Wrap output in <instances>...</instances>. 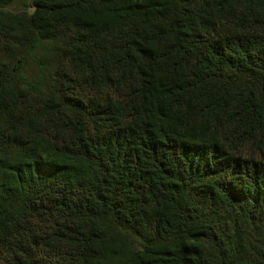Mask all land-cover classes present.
Returning <instances> with one entry per match:
<instances>
[{
  "label": "trees",
  "instance_id": "16d2710c",
  "mask_svg": "<svg viewBox=\"0 0 264 264\" xmlns=\"http://www.w3.org/2000/svg\"><path fill=\"white\" fill-rule=\"evenodd\" d=\"M0 264H264V0H0Z\"/></svg>",
  "mask_w": 264,
  "mask_h": 264
}]
</instances>
